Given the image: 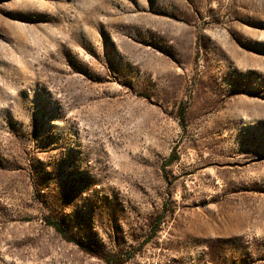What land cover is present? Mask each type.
<instances>
[{"label":"rangeland","instance_id":"rangeland-1","mask_svg":"<svg viewBox=\"0 0 264 264\" xmlns=\"http://www.w3.org/2000/svg\"><path fill=\"white\" fill-rule=\"evenodd\" d=\"M0 264H264V0H0Z\"/></svg>","mask_w":264,"mask_h":264},{"label":"trees","instance_id":"trees-1","mask_svg":"<svg viewBox=\"0 0 264 264\" xmlns=\"http://www.w3.org/2000/svg\"><path fill=\"white\" fill-rule=\"evenodd\" d=\"M50 225H52L54 228H56V230L60 231V232H63V230L60 228V226L57 224V221L55 220H51L50 222Z\"/></svg>","mask_w":264,"mask_h":264}]
</instances>
